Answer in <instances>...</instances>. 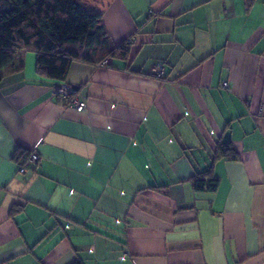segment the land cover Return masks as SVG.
<instances>
[{
  "label": "crops",
  "instance_id": "crops-1",
  "mask_svg": "<svg viewBox=\"0 0 264 264\" xmlns=\"http://www.w3.org/2000/svg\"><path fill=\"white\" fill-rule=\"evenodd\" d=\"M85 1L132 43L70 65L83 111L31 51L1 71L0 264H264V0Z\"/></svg>",
  "mask_w": 264,
  "mask_h": 264
},
{
  "label": "trees",
  "instance_id": "trees-1",
  "mask_svg": "<svg viewBox=\"0 0 264 264\" xmlns=\"http://www.w3.org/2000/svg\"><path fill=\"white\" fill-rule=\"evenodd\" d=\"M131 43V38L112 43L102 12L85 0H0V76L23 50L35 53L40 76L66 83L73 62L98 65L109 58H126ZM30 153L18 149L14 159L25 165ZM219 159H238L230 140L218 142L213 162ZM192 184L196 191L212 192L218 179L208 170L195 175Z\"/></svg>",
  "mask_w": 264,
  "mask_h": 264
},
{
  "label": "built area",
  "instance_id": "built-area-1",
  "mask_svg": "<svg viewBox=\"0 0 264 264\" xmlns=\"http://www.w3.org/2000/svg\"><path fill=\"white\" fill-rule=\"evenodd\" d=\"M108 61H103L97 66L107 65ZM163 67L162 64L155 65L151 75L157 79L162 78L163 76ZM228 87V83L226 81L221 83V88L225 89ZM56 91L58 96L62 99L64 106L72 108L76 111H83L86 108V104L84 101L80 100L76 95L75 89L67 83H60L56 87ZM39 156L31 152L28 156L25 165H21L19 167V172H24L29 166L36 165L38 163Z\"/></svg>",
  "mask_w": 264,
  "mask_h": 264
},
{
  "label": "rangeland",
  "instance_id": "rangeland-1",
  "mask_svg": "<svg viewBox=\"0 0 264 264\" xmlns=\"http://www.w3.org/2000/svg\"><path fill=\"white\" fill-rule=\"evenodd\" d=\"M94 1H96V0H92V1H90V2H94Z\"/></svg>",
  "mask_w": 264,
  "mask_h": 264
},
{
  "label": "water",
  "instance_id": "water-1",
  "mask_svg": "<svg viewBox=\"0 0 264 264\" xmlns=\"http://www.w3.org/2000/svg\"><path fill=\"white\" fill-rule=\"evenodd\" d=\"M75 88V87H74Z\"/></svg>",
  "mask_w": 264,
  "mask_h": 264
}]
</instances>
